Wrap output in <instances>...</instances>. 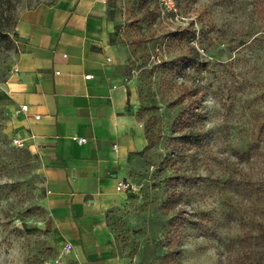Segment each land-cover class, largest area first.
Returning a JSON list of instances; mask_svg holds the SVG:
<instances>
[{
    "label": "rangeland",
    "instance_id": "1",
    "mask_svg": "<svg viewBox=\"0 0 264 264\" xmlns=\"http://www.w3.org/2000/svg\"><path fill=\"white\" fill-rule=\"evenodd\" d=\"M56 1L0 0V264H46L56 257L63 264H81L72 256L73 249L63 250L67 238L46 206L48 166L43 158L26 146L38 158L27 169H15L9 156L10 142L21 137L22 122L19 105L6 88L18 56L16 28L23 12ZM103 2L110 44L124 46L128 54L121 62L114 58L109 62L111 74L127 88L121 123L115 126L121 130L111 132V141L120 147L115 168L128 188H117L115 203L103 210L113 233L114 262L264 264L245 260L243 252L226 247L230 237L242 232L240 220H233L230 213L242 215L252 201L239 196L229 205L233 192L214 188L211 197L197 196L194 208L222 217L218 236H204L188 226L172 260L165 237L170 216L163 208L164 179L170 172L158 174L176 135L175 120L190 96L206 115L205 126L218 156L221 151L226 155L223 164L214 160L212 172L203 174L223 177L227 166L234 170L238 166L234 149L253 151L256 118H264V0ZM147 124L158 134L151 148ZM261 162L252 159L239 167L245 169V164L247 173L256 174Z\"/></svg>",
    "mask_w": 264,
    "mask_h": 264
},
{
    "label": "crops",
    "instance_id": "2",
    "mask_svg": "<svg viewBox=\"0 0 264 264\" xmlns=\"http://www.w3.org/2000/svg\"><path fill=\"white\" fill-rule=\"evenodd\" d=\"M104 8L103 0H57L23 12L18 56L6 81L22 116L20 138L48 166L46 206L81 264L117 260L103 210L115 203L121 181L115 168L120 147L111 132L121 130L115 126L127 88L109 62L128 54L110 44Z\"/></svg>",
    "mask_w": 264,
    "mask_h": 264
},
{
    "label": "trees",
    "instance_id": "3",
    "mask_svg": "<svg viewBox=\"0 0 264 264\" xmlns=\"http://www.w3.org/2000/svg\"><path fill=\"white\" fill-rule=\"evenodd\" d=\"M189 99L188 106L175 120L173 130L176 135L171 137L169 153L162 157L158 168V174L170 172L163 185L166 196L163 208L166 215L170 216L165 235L169 256L173 260L179 254L178 248L184 243L188 226L204 236H218L216 231L223 226L222 217H214L206 209L194 208L196 197H211V188H214L224 194L233 192L229 205L233 198L239 196L252 201L249 206L243 207L242 215H235L233 210L230 213L233 220H240L242 232L236 237H230L226 247L238 254L243 252L245 260L264 261V118H256L252 134L255 144L253 151L234 149L232 153L237 156L238 165L235 170L227 166L223 177H212L202 172H212L213 161L223 164L226 155L221 151L223 158L218 156L219 151L212 145L209 130L205 126L206 115L195 105L192 96ZM145 135L147 147H154L158 136L155 128L147 124ZM10 143L9 156L15 169H27L38 158L29 148H20ZM257 158L262 159L258 173H247L245 164V169L239 167L243 162Z\"/></svg>",
    "mask_w": 264,
    "mask_h": 264
},
{
    "label": "built area",
    "instance_id": "4",
    "mask_svg": "<svg viewBox=\"0 0 264 264\" xmlns=\"http://www.w3.org/2000/svg\"><path fill=\"white\" fill-rule=\"evenodd\" d=\"M172 1V0H171ZM17 70V69H16ZM88 78L91 77V75H87ZM21 109L23 111H28V105H22ZM37 118L40 117V115H36ZM76 142L78 143H85L88 141V139L86 137H74L73 138ZM14 144L20 148H23V147H26V142L21 139V138H14ZM114 147L117 148L118 145L117 144H114ZM117 188L120 190V191H125L127 188H128V184L126 182H124L123 180L119 181L118 182V185H117ZM73 249V245L70 244V243H66L64 245V248L63 250L66 252H70L71 250ZM46 264H63L62 263V259L60 257H56V258H53L49 261L46 262Z\"/></svg>",
    "mask_w": 264,
    "mask_h": 264
}]
</instances>
